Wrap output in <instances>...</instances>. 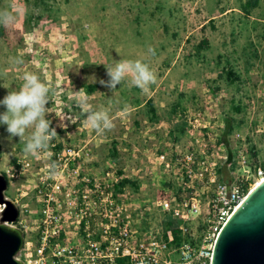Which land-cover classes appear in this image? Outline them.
Instances as JSON below:
<instances>
[{
	"label": "rangeland",
	"instance_id": "374dc122",
	"mask_svg": "<svg viewBox=\"0 0 264 264\" xmlns=\"http://www.w3.org/2000/svg\"><path fill=\"white\" fill-rule=\"evenodd\" d=\"M247 1L0 0V10L17 18L10 26L0 25V100L19 90L22 73L35 72L53 90L46 119L57 132L51 155L45 152L32 158L24 155L19 137H10L6 126L0 125V174L17 161L37 164L36 169L32 165L17 179L11 178L5 197L23 216L36 218L39 205L32 189L42 172L39 165L46 160L58 163L53 157L60 154L79 161L78 173L101 176L111 171L139 181L137 192L127 186L132 206L148 207L175 181L157 156L165 153L173 160L177 150L191 147L185 134L170 136V131L197 108L204 111L213 135L223 129L226 113L235 118L237 132L249 136L260 149L264 145V0L249 15L241 10ZM203 39L208 45L196 55ZM149 47L155 55L148 53ZM13 58H21L23 65H13ZM120 59L149 64L156 82L148 92L127 85H117L113 92L99 84L108 80L105 66ZM227 66L240 75L239 83L229 86L224 79L217 81L220 69ZM212 81H217L219 90ZM89 87H93L91 95ZM82 88L94 109H110L114 127L104 135L83 124L85 116L71 95ZM148 97L150 105L139 107ZM231 99L240 106L239 114L232 111ZM176 103L180 108L168 120ZM125 106L128 112L121 115ZM5 110L0 106V113ZM158 120L166 123L158 126ZM112 150L115 158L110 156ZM202 191L207 202V190ZM148 218L146 228L162 223L164 217L153 212ZM203 223L197 219L190 226L196 231Z\"/></svg>",
	"mask_w": 264,
	"mask_h": 264
},
{
	"label": "built area",
	"instance_id": "2783aa9c",
	"mask_svg": "<svg viewBox=\"0 0 264 264\" xmlns=\"http://www.w3.org/2000/svg\"><path fill=\"white\" fill-rule=\"evenodd\" d=\"M204 116L201 108L184 115V134L191 147L177 150L173 160L165 153L157 156L164 171L173 172L175 181L171 190L167 185L165 195L143 209L132 206L133 195L123 184L127 179L123 174L78 173L79 161L60 154L53 157L58 174H52L50 160L39 165L42 172L32 189L38 215L30 219L16 206L18 218L10 223L23 232L18 258L23 264H118L120 259L128 264H210L220 230L255 183L264 179V145L254 155L244 135L229 136L235 167L224 180L219 169L230 166L226 146L221 133L213 135L207 129ZM32 165L36 169L37 164L17 161L4 174L8 183ZM4 207L0 205V213ZM153 212L178 221L177 236L162 223L146 228ZM202 217L206 227L194 244L190 225Z\"/></svg>",
	"mask_w": 264,
	"mask_h": 264
},
{
	"label": "clouds",
	"instance_id": "9594fccd",
	"mask_svg": "<svg viewBox=\"0 0 264 264\" xmlns=\"http://www.w3.org/2000/svg\"><path fill=\"white\" fill-rule=\"evenodd\" d=\"M16 16L7 10H0V25L10 26L16 22ZM148 53L155 55L152 47L148 48ZM13 65H23L21 58H13ZM108 80H99V84L113 92L117 85L132 86L139 88L142 92H148L149 86L156 82V75L149 64L141 60L120 59L113 61L111 65L105 66ZM20 79L23 81L19 90L9 91L0 100V106L6 110L0 113V125L6 126V131L10 137H19L23 143L22 149L26 157L38 158L41 154L49 152L51 141L57 136L55 128L51 127V121L46 119L50 108L46 107L53 95V90L35 72L28 71L22 73ZM94 80V79H93ZM95 82V80H94ZM76 98V107L81 109L85 119L83 124L91 128L98 135H104L114 127L113 117L110 109L101 106L94 109L87 102L85 89L71 92ZM128 112L127 106L121 110V115ZM61 127L64 125L61 124ZM53 175L58 174V165L50 163Z\"/></svg>",
	"mask_w": 264,
	"mask_h": 264
},
{
	"label": "water",
	"instance_id": "95a60500",
	"mask_svg": "<svg viewBox=\"0 0 264 264\" xmlns=\"http://www.w3.org/2000/svg\"><path fill=\"white\" fill-rule=\"evenodd\" d=\"M8 181L0 174V264H23L18 254L23 232L12 227L19 215L16 205L5 197ZM210 264H264V181L254 187L220 230Z\"/></svg>",
	"mask_w": 264,
	"mask_h": 264
},
{
	"label": "trees",
	"instance_id": "16d2710c",
	"mask_svg": "<svg viewBox=\"0 0 264 264\" xmlns=\"http://www.w3.org/2000/svg\"><path fill=\"white\" fill-rule=\"evenodd\" d=\"M261 0H248L246 3L241 5V10H243V12L247 15L250 14L251 10L255 9L256 7H258L259 3ZM30 21L28 18L26 19L27 25L29 27L30 26ZM211 22V21H209ZM204 26H202L201 28H203ZM208 45L207 40L203 39L197 46H196V55L199 54V52L206 48ZM218 80H225L226 83H228L227 85L231 86L235 83H239L240 82V75L235 72L231 67L227 66V67H223L222 69H220L218 75H217ZM217 81H212L215 83V90H219L220 86L217 84ZM93 91V87H89L87 90V94L91 95ZM181 97L183 98V95H181ZM231 107H232V111L235 114H239L241 112L240 106L238 104H234V100L231 99ZM147 103L150 105V101L148 100ZM180 108V103H176L169 111V117L168 120H170V118L172 116H175V114H177V109ZM151 114L155 115V111L151 108L150 109ZM179 113V112H178ZM180 113H182L181 115H183V111H181ZM152 115V116H153ZM155 117V116H154ZM156 119V117L154 118V120ZM157 120V119H156ZM241 124V123H239ZM237 127V122L235 120V118L232 115H228L226 113H224V117H223V129H220V133H221V140L225 143L226 146V151L228 154V163H230V166L228 167L227 165L222 166L219 169V172L223 175L224 180H226L229 177V173L230 171L234 170L235 167V150L230 148V143L228 142V137L232 136L235 133H238V129H236ZM174 132H177L178 134L182 135L184 134V123L182 121H179L178 123L175 124V129L170 131V136L173 135ZM172 141L174 142H178L175 138L172 139ZM245 142L246 144L249 146L251 151H255L254 155H256V152L258 153V150H256V146L253 144L252 139L249 136H245ZM111 158H115L116 157V152L114 150H112V154H110ZM120 173V172H118ZM126 184L129 189H131L134 192H137L138 189L140 188V182L135 180V179H130L127 178L124 180V183ZM203 219H205L204 217H202V222ZM179 225V222L176 220H172L168 217H164L162 219V226L164 228H171L174 230L175 232V236H177V227ZM206 226L204 224H202L201 226H198L196 231H193L191 228V232L193 233V237H192V242L194 244H197L200 240V235L202 230L205 228ZM118 264H128L126 262V260H118L117 262Z\"/></svg>",
	"mask_w": 264,
	"mask_h": 264
},
{
	"label": "crops",
	"instance_id": "0c3cea01",
	"mask_svg": "<svg viewBox=\"0 0 264 264\" xmlns=\"http://www.w3.org/2000/svg\"><path fill=\"white\" fill-rule=\"evenodd\" d=\"M150 97H148V98H146L142 103H141V105L139 106V107H144V105H145V103L148 101V99H149ZM159 122H158V126H161L162 124H164V123H166V122H164L163 120H158Z\"/></svg>",
	"mask_w": 264,
	"mask_h": 264
},
{
	"label": "bare ground",
	"instance_id": "6f19581e",
	"mask_svg": "<svg viewBox=\"0 0 264 264\" xmlns=\"http://www.w3.org/2000/svg\"><path fill=\"white\" fill-rule=\"evenodd\" d=\"M262 181H264V179H262L261 181H257V182L255 183L254 187L258 186ZM254 187H253V188H254ZM251 190H252V189H251Z\"/></svg>",
	"mask_w": 264,
	"mask_h": 264
}]
</instances>
